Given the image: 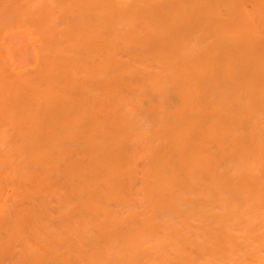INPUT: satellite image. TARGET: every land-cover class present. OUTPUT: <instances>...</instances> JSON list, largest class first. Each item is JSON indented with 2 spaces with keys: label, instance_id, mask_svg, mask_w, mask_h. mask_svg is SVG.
Instances as JSON below:
<instances>
[{
  "label": "bare ground",
  "instance_id": "6f19581e",
  "mask_svg": "<svg viewBox=\"0 0 264 264\" xmlns=\"http://www.w3.org/2000/svg\"><path fill=\"white\" fill-rule=\"evenodd\" d=\"M41 1L0 3V264H264V0Z\"/></svg>",
  "mask_w": 264,
  "mask_h": 264
},
{
  "label": "rangeland",
  "instance_id": "374dc122",
  "mask_svg": "<svg viewBox=\"0 0 264 264\" xmlns=\"http://www.w3.org/2000/svg\"><path fill=\"white\" fill-rule=\"evenodd\" d=\"M4 2L5 1V3H2V6L4 5V4H6V5H4L3 7L5 8H8V7H10L11 5H13V3H15L17 0H1L0 1V3L1 2ZM20 1V0H19ZM22 1V0H21ZM29 1V0H28ZM27 0H25V2H28ZM39 1V0H38ZM41 1V0H40ZM44 0H42L39 4H41L42 2H43ZM7 2V3H6ZM11 2V3H10ZM33 2H35V0H33ZM8 5H10V6H8ZM36 5L38 6V3H35V6H34V4L32 5V8H34L35 7V9L37 8L36 7Z\"/></svg>",
  "mask_w": 264,
  "mask_h": 264
}]
</instances>
